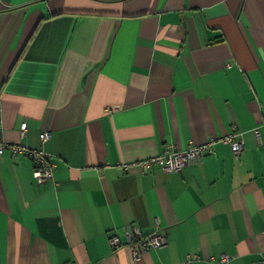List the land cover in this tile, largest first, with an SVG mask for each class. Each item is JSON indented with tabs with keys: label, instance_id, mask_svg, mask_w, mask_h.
<instances>
[{
	"label": "crops",
	"instance_id": "1",
	"mask_svg": "<svg viewBox=\"0 0 264 264\" xmlns=\"http://www.w3.org/2000/svg\"><path fill=\"white\" fill-rule=\"evenodd\" d=\"M263 121L264 0H0V142L55 166L0 155V264H264ZM134 228L166 245L135 258Z\"/></svg>",
	"mask_w": 264,
	"mask_h": 264
},
{
	"label": "built area",
	"instance_id": "2",
	"mask_svg": "<svg viewBox=\"0 0 264 264\" xmlns=\"http://www.w3.org/2000/svg\"><path fill=\"white\" fill-rule=\"evenodd\" d=\"M264 128V121L254 128L255 136L259 137V129ZM25 134V124H22L20 129V135ZM239 133H233L220 139L224 144H228L231 148L232 154L235 158H238L244 149L242 141L237 136ZM39 139L42 143L47 142L50 139L49 132H42L39 134ZM213 141H209L205 144H193L184 150H171L163 155H155L147 159L138 161L142 171H147L151 167H159L166 173H178L184 167L188 165H194L203 160L206 154L212 152ZM9 153L11 156L17 154L24 155L33 160L35 166L33 169V177L39 184H43L53 177L54 163L52 162L51 154L46 152L42 148H31L22 145L7 144L0 142V155ZM127 246L130 248L135 258L141 257L143 254L150 252L151 250L161 248L166 245L165 236L154 231L148 235L142 234L138 228H134L131 232L127 231ZM112 250H116L121 247L119 238L115 235L111 236L108 240ZM228 256L221 255L218 263H214L212 258L207 264H225L228 260ZM193 257L187 256L181 264H192ZM71 264V263H69Z\"/></svg>",
	"mask_w": 264,
	"mask_h": 264
}]
</instances>
